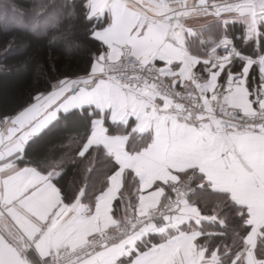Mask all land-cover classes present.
<instances>
[{
    "label": "snow or ice",
    "instance_id": "snow-or-ice-1",
    "mask_svg": "<svg viewBox=\"0 0 264 264\" xmlns=\"http://www.w3.org/2000/svg\"><path fill=\"white\" fill-rule=\"evenodd\" d=\"M79 9L84 74L0 117V264H264V0Z\"/></svg>",
    "mask_w": 264,
    "mask_h": 264
},
{
    "label": "trees",
    "instance_id": "trees-1",
    "mask_svg": "<svg viewBox=\"0 0 264 264\" xmlns=\"http://www.w3.org/2000/svg\"><path fill=\"white\" fill-rule=\"evenodd\" d=\"M79 4L80 0H0V117L21 110L37 89L65 76L82 75L89 67L94 45ZM73 8L75 15L70 16ZM65 35L67 41L50 44L53 36ZM69 42L80 47L68 51ZM77 130H82L81 122L70 121L67 128L45 135L32 145L31 158L67 155V137ZM74 179L79 180L80 174L69 166L65 186Z\"/></svg>",
    "mask_w": 264,
    "mask_h": 264
},
{
    "label": "crops",
    "instance_id": "crops-1",
    "mask_svg": "<svg viewBox=\"0 0 264 264\" xmlns=\"http://www.w3.org/2000/svg\"><path fill=\"white\" fill-rule=\"evenodd\" d=\"M214 34V32L213 33H209L208 35H213Z\"/></svg>",
    "mask_w": 264,
    "mask_h": 264
}]
</instances>
